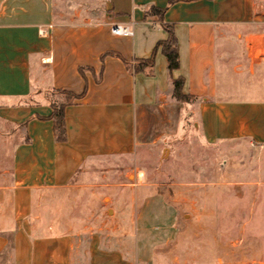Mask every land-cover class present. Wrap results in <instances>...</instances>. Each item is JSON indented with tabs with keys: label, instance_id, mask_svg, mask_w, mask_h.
<instances>
[{
	"label": "crops",
	"instance_id": "crops-1",
	"mask_svg": "<svg viewBox=\"0 0 264 264\" xmlns=\"http://www.w3.org/2000/svg\"><path fill=\"white\" fill-rule=\"evenodd\" d=\"M171 1L0 0V181L12 204L0 264H138L122 236H84L68 205L93 206L105 176L96 170L121 172L144 146L183 138L186 120L205 145L264 149V79L254 77L264 75V0ZM114 24L133 34H113ZM164 24L178 43L171 72L155 49ZM154 51L153 65L136 71ZM177 78L190 101L174 97ZM84 89L65 107L58 141L54 90Z\"/></svg>",
	"mask_w": 264,
	"mask_h": 264
},
{
	"label": "rangeland",
	"instance_id": "rangeland-1",
	"mask_svg": "<svg viewBox=\"0 0 264 264\" xmlns=\"http://www.w3.org/2000/svg\"><path fill=\"white\" fill-rule=\"evenodd\" d=\"M183 126V138L144 146L121 172L96 170L105 175L94 187L97 201L68 205L74 225L88 228L84 236H122L138 264H264V149L205 145L192 118ZM7 163L0 150V171ZM4 186L0 231L12 226Z\"/></svg>",
	"mask_w": 264,
	"mask_h": 264
},
{
	"label": "trees",
	"instance_id": "trees-1",
	"mask_svg": "<svg viewBox=\"0 0 264 264\" xmlns=\"http://www.w3.org/2000/svg\"><path fill=\"white\" fill-rule=\"evenodd\" d=\"M175 0H172L173 2ZM148 12L161 16L162 10L158 8H150ZM168 33L167 39L159 41L156 44L155 49L161 48V52L165 55L167 60L168 71L171 72L179 67V56H178V43L174 35L173 29L170 25H162ZM154 53L148 59L138 60L135 64V70H140L144 67H151L154 62ZM126 63V62H125ZM80 73L83 72V68H79ZM183 78H177L173 80V95L176 100L180 102H188L192 99L191 96L184 95L182 93ZM56 93L61 94L62 102L59 104L51 103L52 107V118L54 122V132L58 141H64L66 138L65 125H64V109L67 105L71 104L75 99L81 98L86 89L81 94H74L65 90H54Z\"/></svg>",
	"mask_w": 264,
	"mask_h": 264
},
{
	"label": "built area",
	"instance_id": "built-area-1",
	"mask_svg": "<svg viewBox=\"0 0 264 264\" xmlns=\"http://www.w3.org/2000/svg\"><path fill=\"white\" fill-rule=\"evenodd\" d=\"M111 32L116 35L131 36L133 31L130 27L114 24L111 26Z\"/></svg>",
	"mask_w": 264,
	"mask_h": 264
}]
</instances>
